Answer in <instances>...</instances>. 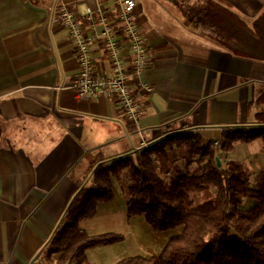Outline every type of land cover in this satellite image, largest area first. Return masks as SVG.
I'll list each match as a JSON object with an SVG mask.
<instances>
[{
    "label": "crops",
    "instance_id": "1",
    "mask_svg": "<svg viewBox=\"0 0 264 264\" xmlns=\"http://www.w3.org/2000/svg\"><path fill=\"white\" fill-rule=\"evenodd\" d=\"M218 1L248 20L264 12V0ZM59 4L79 16L87 35L89 22L82 17L88 9L102 10L110 20L119 11V0H0V264L37 258L96 165L172 132L191 129L205 142L219 138L225 126L254 124L260 108L255 98L264 91V60L234 55L193 28L171 3L135 0V21L150 57L129 79L143 111L132 123L115 96H75L74 42L51 20ZM120 54L130 69L124 42ZM91 58L98 74L112 73L100 42ZM167 160L166 167L173 162L169 152ZM113 186V199L80 222L89 234L112 232L82 224L102 207L119 208L131 221L126 182L114 180ZM114 245L87 249L86 259L103 263Z\"/></svg>",
    "mask_w": 264,
    "mask_h": 264
},
{
    "label": "trees",
    "instance_id": "2",
    "mask_svg": "<svg viewBox=\"0 0 264 264\" xmlns=\"http://www.w3.org/2000/svg\"><path fill=\"white\" fill-rule=\"evenodd\" d=\"M163 1L234 55L264 60V12L248 20L218 0ZM255 103L260 108L254 124L225 126L219 138L203 142L197 132L184 129L92 167L90 183L73 195L31 264H91L87 249L123 241L119 233L89 234L80 227L95 216L99 203L113 199V181L123 178L128 219L143 216L154 231H180L157 254L127 256L114 264H264V166L252 181L240 162L226 159L236 142L259 139L264 152V91ZM168 152L173 162L166 167ZM208 188L214 190L210 199L193 197Z\"/></svg>",
    "mask_w": 264,
    "mask_h": 264
},
{
    "label": "built area",
    "instance_id": "3",
    "mask_svg": "<svg viewBox=\"0 0 264 264\" xmlns=\"http://www.w3.org/2000/svg\"><path fill=\"white\" fill-rule=\"evenodd\" d=\"M134 7L135 0H119V11L112 20L102 10L94 12L88 9L82 19L89 22L90 35L86 34L79 16L64 4L53 8L51 20L63 26L74 42L79 65L78 78L74 83L75 96L81 99L100 94L115 96L127 118L137 123L143 111L128 80L140 75L147 67L150 56L148 45L135 21ZM98 26L101 27L99 31ZM99 42L110 60L112 73L108 76L96 72L91 58L93 47ZM123 42L130 54V69L120 54Z\"/></svg>",
    "mask_w": 264,
    "mask_h": 264
},
{
    "label": "rangeland",
    "instance_id": "4",
    "mask_svg": "<svg viewBox=\"0 0 264 264\" xmlns=\"http://www.w3.org/2000/svg\"><path fill=\"white\" fill-rule=\"evenodd\" d=\"M226 159L240 162L249 171L252 181L255 180L257 171L264 166V152L261 149L259 139H255L248 144L236 142L233 149L227 154ZM124 182H126L125 178L121 182L122 185ZM125 194L127 195L126 192ZM213 196L214 190L212 188L193 195L197 201L207 200ZM123 214V212L119 211V208L102 207L98 215L90 223H82L85 228L93 227L101 231H112L122 234L124 237L123 241L115 243L112 251L113 254L108 260L99 263L98 259L94 260L88 255V262L113 264L117 260L127 256H150L157 254L168 238L180 231V228H176L157 232L147 223L143 225V216H135L133 219L131 218V221L127 222ZM108 216H112V222L107 221Z\"/></svg>",
    "mask_w": 264,
    "mask_h": 264
},
{
    "label": "water",
    "instance_id": "5",
    "mask_svg": "<svg viewBox=\"0 0 264 264\" xmlns=\"http://www.w3.org/2000/svg\"><path fill=\"white\" fill-rule=\"evenodd\" d=\"M216 162H217V164H218V165L220 164V162H219V159H218V158H216Z\"/></svg>",
    "mask_w": 264,
    "mask_h": 264
}]
</instances>
